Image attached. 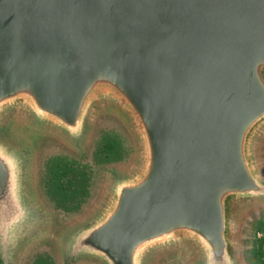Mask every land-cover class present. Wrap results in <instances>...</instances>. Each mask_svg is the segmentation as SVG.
Wrapping results in <instances>:
<instances>
[{"label":"water","instance_id":"water-1","mask_svg":"<svg viewBox=\"0 0 264 264\" xmlns=\"http://www.w3.org/2000/svg\"><path fill=\"white\" fill-rule=\"evenodd\" d=\"M102 111L138 157L63 237V264H242L238 223L264 206V0H0V264L48 222L15 127L82 151Z\"/></svg>","mask_w":264,"mask_h":264},{"label":"rangeland","instance_id":"rangeland-1","mask_svg":"<svg viewBox=\"0 0 264 264\" xmlns=\"http://www.w3.org/2000/svg\"><path fill=\"white\" fill-rule=\"evenodd\" d=\"M14 131L15 139L31 146L34 152V191L48 216L42 235L22 250L17 264H36L42 255H49L55 264H63L60 247L63 237L72 228L86 220L98 207L106 193L110 172L127 170L134 165L138 157L137 143L126 121L111 111H102L96 115L91 135L82 151H77L54 136L28 130L24 125L16 126ZM104 133L117 135L121 139L126 150L125 160L111 165L97 163L95 152ZM58 157L77 161L83 167L88 166L91 171L90 198L75 213L66 208L55 207L46 191V163L49 159ZM259 159L264 170V138L259 146ZM263 220L264 206L251 208L240 218L236 243L242 264H250L248 256L253 248L258 223ZM261 237L262 235H258V238ZM155 264H195V257L189 251L177 250L162 254Z\"/></svg>","mask_w":264,"mask_h":264},{"label":"trees","instance_id":"trees-1","mask_svg":"<svg viewBox=\"0 0 264 264\" xmlns=\"http://www.w3.org/2000/svg\"><path fill=\"white\" fill-rule=\"evenodd\" d=\"M126 150L117 135L104 133L95 152V160L101 165H111L125 160ZM46 191L55 207L79 211L90 198L92 175L89 167L77 161L58 157L46 163ZM69 205V207L67 206ZM258 235H262L258 238ZM248 260L250 264H264V220L258 223ZM36 264H55L49 255H42Z\"/></svg>","mask_w":264,"mask_h":264}]
</instances>
